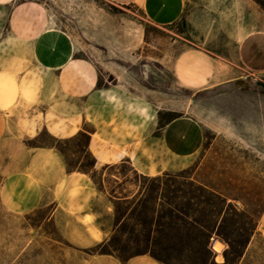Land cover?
<instances>
[{
	"label": "crops",
	"instance_id": "0c3cea01",
	"mask_svg": "<svg viewBox=\"0 0 264 264\" xmlns=\"http://www.w3.org/2000/svg\"><path fill=\"white\" fill-rule=\"evenodd\" d=\"M105 1L113 7L139 9L144 21L155 28L179 24L188 41L204 35L192 23L185 0ZM93 11L103 12L100 7ZM54 13L38 0H0V215L23 216L47 208L45 221L53 224L58 235L71 247L86 249L107 235L91 209L100 202L109 210L106 197L87 175L66 171L52 146L29 147L24 142L40 130L56 139H69L88 125L86 152L94 167L125 162L132 172L152 177L172 171L173 161L197 154L205 126L186 110H172L153 101L149 94L153 90L143 88L140 94L132 86L127 88L126 73L116 59L102 60L103 66H99L114 85L94 87L100 75L97 62L78 56V40ZM77 38L92 48L106 47L104 42H91L82 35ZM208 39H202V44L211 43L212 38ZM234 43L224 57L213 53L211 46L207 51H181L173 62L175 84L194 94L205 91L204 84L214 74L211 70L207 76L209 63L237 65L250 72L249 77L264 70V32H249ZM223 250L214 252L215 263L221 264L216 258ZM263 251L246 246L236 264H264V258L257 257ZM83 264L159 263L147 254L123 260L98 254L88 256Z\"/></svg>",
	"mask_w": 264,
	"mask_h": 264
},
{
	"label": "rangeland",
	"instance_id": "374dc122",
	"mask_svg": "<svg viewBox=\"0 0 264 264\" xmlns=\"http://www.w3.org/2000/svg\"><path fill=\"white\" fill-rule=\"evenodd\" d=\"M38 1L68 25L79 43L78 56L94 58L97 62L100 75L94 87L114 85L113 79L99 66H103L102 60L116 59L122 65L121 72L126 73L127 88L132 86L140 94L143 88L153 90L155 93H149L154 96L153 101L172 110H186L204 124L202 148L190 158L173 161L174 169L168 173H184L201 186L214 189L236 212L244 214V217L229 216L236 226L253 229L246 246L264 248V70L252 72L253 77H249L250 72L239 70L237 65L211 63L210 66L209 63L207 76L212 70L213 77L204 84L203 88L207 89L197 94L178 87L172 76L174 59L181 51H207L211 46L213 53L224 57L243 35L264 32V13L260 8L252 0H185L186 10L191 9L192 23L202 30L198 33L204 34V38L188 41L179 24L152 27L144 21L140 10L132 6L113 7L105 0ZM93 7H100L101 15L94 13ZM81 35L91 42H104L106 47H89L79 41L77 37ZM193 37H196L194 33ZM209 37L211 43L203 45L202 39ZM227 79L232 81L210 87ZM191 94L194 96L190 97ZM159 119L162 121L160 116ZM90 130L88 125H83L80 132L86 134ZM24 143L29 147H58L68 172L88 169L91 165L85 140L80 136L56 139L40 130ZM205 151L208 153L204 154ZM102 168L93 164L92 171L94 187H100L104 197H138L140 183L127 163ZM91 209L97 214V225L107 232L101 242L107 241L112 235L111 206L106 211L97 202ZM47 212V208H39L23 216L0 215V264H83L88 256L101 252L126 258L146 251L143 247L121 246L122 240L118 238L109 247L98 246L99 242L86 249L73 248L58 235L51 222L45 221ZM222 248L227 247L220 243L216 252ZM257 257L264 258V254ZM216 261L223 262L221 253Z\"/></svg>",
	"mask_w": 264,
	"mask_h": 264
},
{
	"label": "trees",
	"instance_id": "16d2710c",
	"mask_svg": "<svg viewBox=\"0 0 264 264\" xmlns=\"http://www.w3.org/2000/svg\"><path fill=\"white\" fill-rule=\"evenodd\" d=\"M252 1L264 13V0ZM76 136L84 138L86 145L87 134L78 132ZM54 149L63 156L58 147ZM89 158L90 167L76 172L87 175L95 185L94 161ZM107 167L111 166H103ZM133 174L140 183L138 197L105 195L112 209V235L98 246L109 247L118 238L121 246L145 248L138 254H147L159 264H217L213 251L223 243L227 248L221 252V264L237 263L253 229L237 227L229 216L244 217L243 213L236 212L224 198L184 173L152 177ZM96 190L102 193L100 187Z\"/></svg>",
	"mask_w": 264,
	"mask_h": 264
}]
</instances>
